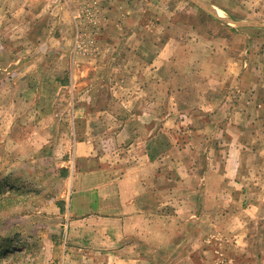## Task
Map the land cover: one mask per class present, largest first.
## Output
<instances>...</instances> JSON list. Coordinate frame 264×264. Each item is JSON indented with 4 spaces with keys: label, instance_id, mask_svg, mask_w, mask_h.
I'll return each instance as SVG.
<instances>
[{
    "label": "crops",
    "instance_id": "crops-1",
    "mask_svg": "<svg viewBox=\"0 0 264 264\" xmlns=\"http://www.w3.org/2000/svg\"><path fill=\"white\" fill-rule=\"evenodd\" d=\"M204 1L224 36H180L177 63L168 45L158 57L147 52L150 62L133 72L132 125L107 109L88 114L121 125L101 146L76 141L65 264H264V0ZM176 69L191 125L179 145L168 106ZM203 234H223L237 253L219 260Z\"/></svg>",
    "mask_w": 264,
    "mask_h": 264
},
{
    "label": "rangeland",
    "instance_id": "rangeland-1",
    "mask_svg": "<svg viewBox=\"0 0 264 264\" xmlns=\"http://www.w3.org/2000/svg\"><path fill=\"white\" fill-rule=\"evenodd\" d=\"M220 28L190 0H0V264H65L76 141L101 146L119 125L88 122V114L107 109L132 125L133 72L150 62L147 52L158 57L168 45L177 63L180 36L187 44L194 35L224 36ZM243 45L240 38L235 50ZM186 64L194 75L196 65ZM178 71L168 106L179 145L191 125L179 107L186 99ZM223 237L202 235L219 260L237 253ZM213 248L206 256L216 261Z\"/></svg>",
    "mask_w": 264,
    "mask_h": 264
},
{
    "label": "water",
    "instance_id": "water-1",
    "mask_svg": "<svg viewBox=\"0 0 264 264\" xmlns=\"http://www.w3.org/2000/svg\"><path fill=\"white\" fill-rule=\"evenodd\" d=\"M192 1L194 4H196L197 6H199L200 8H202L203 10L209 12L212 15H215L214 11L206 4H204L203 2L199 1V0H190Z\"/></svg>",
    "mask_w": 264,
    "mask_h": 264
}]
</instances>
